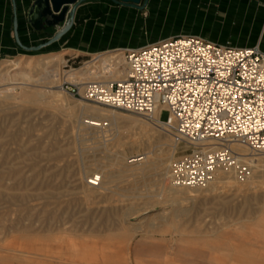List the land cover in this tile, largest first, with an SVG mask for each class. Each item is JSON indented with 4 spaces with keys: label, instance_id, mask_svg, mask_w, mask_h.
Wrapping results in <instances>:
<instances>
[{
    "label": "rangeland",
    "instance_id": "obj_1",
    "mask_svg": "<svg viewBox=\"0 0 264 264\" xmlns=\"http://www.w3.org/2000/svg\"><path fill=\"white\" fill-rule=\"evenodd\" d=\"M48 41L0 59V264H264V178L255 168L264 169V153L250 157L253 173L245 183L217 184L214 192L201 188L175 203L166 193L158 201L137 197L141 190H158L149 175H128L89 190L87 182L108 172L123 142L146 145L125 150L119 169L151 157L159 143L168 176L170 162L186 149L173 148L166 134L140 116L61 90L65 82L81 88L119 80L120 60L98 74L82 72L98 56L120 50L81 57L46 46ZM57 55L35 76L38 59ZM18 73L39 81L32 88L11 85L8 74ZM33 90L34 101H26ZM86 107L114 117L97 120ZM167 116L162 112L160 119Z\"/></svg>",
    "mask_w": 264,
    "mask_h": 264
},
{
    "label": "built area",
    "instance_id": "obj_2",
    "mask_svg": "<svg viewBox=\"0 0 264 264\" xmlns=\"http://www.w3.org/2000/svg\"><path fill=\"white\" fill-rule=\"evenodd\" d=\"M120 1V0H116ZM123 78L61 90L80 100L142 117L185 152L169 165L175 188L201 189L222 171L239 183L250 157L264 153V51L197 36L123 49ZM68 61L66 62V64ZM167 120L160 119L161 113ZM89 182L97 186L98 177Z\"/></svg>",
    "mask_w": 264,
    "mask_h": 264
},
{
    "label": "crops",
    "instance_id": "obj_3",
    "mask_svg": "<svg viewBox=\"0 0 264 264\" xmlns=\"http://www.w3.org/2000/svg\"><path fill=\"white\" fill-rule=\"evenodd\" d=\"M34 2L0 0V59L55 33L29 26L27 13ZM183 35L240 48L259 43L264 51V0H148L143 11L87 0L76 8L70 30L50 47L87 57Z\"/></svg>",
    "mask_w": 264,
    "mask_h": 264
},
{
    "label": "bare ground",
    "instance_id": "obj_4",
    "mask_svg": "<svg viewBox=\"0 0 264 264\" xmlns=\"http://www.w3.org/2000/svg\"><path fill=\"white\" fill-rule=\"evenodd\" d=\"M121 52V51H120ZM120 55V56H119ZM60 55L57 56H47V57H42L40 59H38L39 61V66H37L34 70L35 71V76L40 75L46 68L47 65H49L52 62H57L59 60ZM119 57V58H118ZM116 60H120V64L123 61V56H122V52L119 54H111L108 56L105 55H101L98 56V58L93 59L92 63H86L90 64L87 65L85 67V69L83 70L82 74L88 73L89 71L92 72L93 74H98L101 73L106 67H107V63H111L113 64L114 61ZM37 61V60H36ZM28 62V61H27ZM116 63V62H115ZM15 66V65H14ZM13 66V67H14ZM17 66V65H16ZM26 66V65H25ZM36 66V65H35ZM14 67L12 70H16ZM28 68V67H27ZM74 71V70H73ZM109 70H106V72H108ZM76 72V71H75ZM59 73V72H58ZM82 74H79L80 79L82 78ZM10 76V81L12 82L11 85H22V86H26V87H33L35 86V84L38 83V79H33L31 76L28 75H24V74H8V77ZM19 76V77H18ZM96 76V75H95ZM63 78V77H61ZM78 78V80H79ZM123 75L121 72V76L119 78L122 79ZM88 79V78H87ZM118 79V78H117ZM116 80V79H115ZM64 81V80H63ZM30 90V89H29ZM32 90V89H31ZM35 90V89H34ZM33 90V91H34ZM12 91V90H11ZM38 92V91H37ZM37 92L34 91H28L27 94L29 95V97L27 96L25 99L28 102H33L34 100L31 99L32 97H34V95L37 94ZM45 93V92H44ZM43 93V94H44ZM14 96V95H13ZM8 97V96H7ZM19 98V97H18ZM4 99V98H2ZM9 99V98H8ZM24 99V100H25ZM14 100V99H13ZM5 101V100H4ZM11 102V101H10ZM6 103V102H5ZM9 103V102H8ZM16 107V106H15ZM85 111L88 112L91 115H94L95 118L97 120H100L102 118L105 117H114V114L112 113V111H106L104 109H98L95 107H86ZM6 112V111H5ZM76 120V119H75ZM94 121V120H93ZM92 121V122H93ZM90 122V121H89ZM99 122V121H98ZM146 122V121H145ZM96 123V122H95ZM91 124V122L89 123ZM85 125V124H84ZM102 125V124H100ZM81 126H83V123H81ZM86 126V125H85ZM91 126H96L93 123L91 124ZM101 127V126H100ZM141 129V127H138ZM147 128V127H146ZM81 130V129H80ZM156 130V129H155ZM147 131V130H146ZM144 130L145 133H148V131L146 132ZM152 133V132H151ZM153 136V135H152ZM139 138V137H138ZM96 139V138H95ZM132 139V138H130ZM126 141V140H125ZM159 141V140H158ZM146 144L145 142L141 141V140H137V139H133L130 141H126L123 142L122 144H119V147L117 148V151H115L116 156L115 158L112 160V163L109 164L108 162V172L107 173H101L99 174L100 176L98 177V183L97 186H100V188H102V186L105 183H112L115 181V179H120L130 175H140L141 177H146V176H154L155 178V183L157 184L158 190L157 191H151L149 189L144 190L141 192H139V195H137L138 198L140 199H144L146 202H149L151 199H153V201H158L161 198L165 197L164 194L166 193L168 198L175 203L177 200H179L180 198H182L181 196H185L190 192H195V190L200 191V189H189V188H175L171 182H170V178L168 176V173H166L165 170L162 169V166L164 165V159L161 156V153L163 150H161V146L159 143H157L155 145L156 149L154 150V152L152 153L151 157L145 156L139 159H132L129 162V166L124 167L123 169H119L120 168V160H122L123 158V153L125 150H138L141 147H144ZM148 145V144H147ZM162 145V144H161ZM150 148V147H149ZM171 148V147H170ZM173 148H175V146H173ZM19 149V148H18ZM166 150V149H165ZM167 151V150H166ZM173 151V150H172ZM130 152V151H129ZM70 153V152H69ZM114 153V154H115ZM45 154V153H44ZM172 154V153H171ZM146 155V154H145ZM42 156V155H41ZM114 156V155H113ZM139 156V155H138ZM8 157V156H7ZM40 157V156H39ZM46 158V157H45ZM6 161V160H5ZM17 161V160H16ZM248 161H253L252 158H249ZM255 161V160H254ZM257 161V160H256ZM6 163V162H5ZM257 163H259L257 161ZM26 164V163H25ZM104 164V163H103ZM101 165V164H100ZM105 165V164H104ZM260 165V164H259ZM258 164L255 165L256 169H259L258 173L260 174V176H262V178H264V169H261V167ZM264 166V165H263ZM107 167V166H106ZM264 168V167H263ZM253 173V172H252ZM16 177V176H15ZM19 177V176H18ZM82 177V176H81ZM140 177V178H141ZM258 177V176H257ZM7 178V177H6ZM14 179V178H13ZM34 179V178H33ZM86 180V179H85ZM122 180V179H120ZM35 182V181H34ZM232 182H236L235 178L233 177V175H231L229 172L226 171H222L218 174V176L216 177V179L208 184L206 187H204V190H208L210 192H214L216 191V185L217 184H222V185H229ZM262 182V181H261ZM16 183V182H15ZM148 183V182H147ZM166 183H168L167 186V190H165L166 188H164V186H166ZM237 183V182H236ZM87 184L91 187H89V190H91L92 187V183L91 182H87ZM114 184V183H113ZM239 184V183H238ZM87 187V188H88ZM226 187V186H225ZM94 189V188H93ZM98 189V188H97ZM152 189V188H150ZM95 190V189H94ZM101 190V189H99ZM106 190V189H105ZM85 194V193H84ZM205 194V193H204ZM206 196V195H205ZM9 197V196H8ZM135 197V198H137ZM167 199V198H166ZM136 200V199H135ZM163 200V199H162ZM168 200V199H167ZM166 200V203H167ZM162 202V201H161ZM178 203V202H177ZM182 203V202H181ZM137 204V203H136ZM164 204V203H163ZM204 204V203H203ZM132 205V204H131ZM171 205V204H170ZM175 205V204H173ZM264 205V204H263ZM184 209V208H183ZM192 209V208H191ZM182 211V210H181ZM183 212V211H182ZM187 216V215H186ZM260 216V215H259ZM175 217V216H174ZM184 217V216H183ZM163 218V217H162ZM178 218V217H177ZM247 222V221H246ZM168 223V222H167ZM243 224V223H242ZM257 227V226H256ZM134 229V228H133ZM138 229L136 228V231ZM135 231V230H134ZM258 233V232H257Z\"/></svg>",
    "mask_w": 264,
    "mask_h": 264
},
{
    "label": "water",
    "instance_id": "obj_5",
    "mask_svg": "<svg viewBox=\"0 0 264 264\" xmlns=\"http://www.w3.org/2000/svg\"><path fill=\"white\" fill-rule=\"evenodd\" d=\"M87 0H35L27 13V22L35 32L46 29L55 31L45 44L51 45L60 40L71 28L76 8ZM118 6L143 11L148 0H107ZM142 3V4H141ZM39 48H32L38 50Z\"/></svg>",
    "mask_w": 264,
    "mask_h": 264
}]
</instances>
